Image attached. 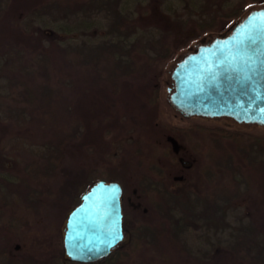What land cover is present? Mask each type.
I'll return each mask as SVG.
<instances>
[{"label": "rangeland", "instance_id": "1", "mask_svg": "<svg viewBox=\"0 0 264 264\" xmlns=\"http://www.w3.org/2000/svg\"><path fill=\"white\" fill-rule=\"evenodd\" d=\"M85 1L0 0V186L10 202H20L24 216L15 231L6 228L13 224L11 210L0 194V264H70L63 242L68 215L99 180L119 182L124 193L125 239L118 246L123 255L109 264H264V141L239 145L214 133L186 130L187 122L165 109L144 110L126 100L112 106L107 89L87 91L81 83L97 72L88 61L91 55L85 57L86 46L104 43L99 34L110 40L109 31L125 32L114 30L124 17L147 11L142 23H153L151 34L140 36L166 42L191 38L198 24L256 5L249 0H103L115 10L110 16L93 13ZM90 16L95 26L75 35L77 48L70 51L69 39L60 41L62 28H75ZM221 23V29L227 25ZM218 34L194 40L178 57ZM177 63L168 65L170 76ZM49 74L52 86L61 80L63 89L52 106L40 101ZM162 87L169 99L173 80ZM23 89L37 102H25ZM191 119L264 133V127L238 126L225 117ZM166 122L177 129L169 132ZM142 142L156 145L161 172L140 155ZM160 174L170 179L161 181ZM180 178L184 181L174 182ZM166 189L179 197L170 199Z\"/></svg>", "mask_w": 264, "mask_h": 264}, {"label": "water", "instance_id": "2", "mask_svg": "<svg viewBox=\"0 0 264 264\" xmlns=\"http://www.w3.org/2000/svg\"><path fill=\"white\" fill-rule=\"evenodd\" d=\"M171 79L169 100L182 115L225 117L264 127V7L250 11L228 34L185 55ZM169 139L177 151L178 143ZM123 199L117 181L99 180L82 194L66 221L63 242L68 260L98 262L124 241Z\"/></svg>", "mask_w": 264, "mask_h": 264}, {"label": "trees", "instance_id": "3", "mask_svg": "<svg viewBox=\"0 0 264 264\" xmlns=\"http://www.w3.org/2000/svg\"><path fill=\"white\" fill-rule=\"evenodd\" d=\"M103 0H87L84 4L89 6L92 9V12H104L107 11V15L110 16L115 11L112 5H107ZM253 5H256V8L264 7V0H249ZM162 5V3H161ZM95 6V7H94ZM111 6V7H110ZM160 7V6H159ZM159 7L155 6L154 9H158ZM252 10V9H251ZM246 10L245 7L241 6L232 14L225 15L222 17H213L210 22H203L197 25L196 35L191 36L188 39H174L172 41L166 42H155L154 40L148 38L144 40L141 33H145L149 30V27L153 26H145L142 23V20L145 18L147 11H140V15L138 17H134L135 15L131 13L130 15H134L131 19L128 17H124L127 20H123V25L116 24L114 26V30L121 31L125 29V32H117L111 33L108 32L107 35L110 36V40H106V35L99 34L102 36L99 37L104 43L102 44H92L90 47L86 46V54L85 57L89 56L88 61L92 62V66L95 67L96 73L92 77H84L81 80V83L85 86L87 91H94L99 89H107L108 92H105L107 101L110 102L112 106H116L117 101L126 100L129 104L132 103V106H138L143 108L144 110H148V106L155 107V109H165L170 113L175 114L178 117H181L183 120L187 122V126L183 127L184 129H192L203 131L207 133H214L219 136L222 140H232L237 144L242 145L243 141L248 139L256 140L258 142L264 141V133H253L248 132L246 130L237 128V127H225L219 125L208 124L206 121L199 120L196 121L191 118L195 117H186L182 115L179 111H177L170 103L169 99L165 98L162 92V84H165L167 81L171 80L170 76V67L175 65L179 60L183 57H178L179 53L186 49L191 45V43L201 37H204L208 34L219 33L220 34H228L232 28V26L236 23V21H240L244 18L250 11ZM152 14V12H151ZM92 16L88 17L82 22H77V26L75 28L66 29V27L62 28V33H60V41L69 39V45L72 47L69 49L70 51L76 49V45L72 43L75 41V35H83L82 31L88 30L92 26H95L92 23ZM123 17V16H122ZM94 19V18H93ZM222 21L226 22V26L221 29ZM82 23V24H81ZM112 30V29H110ZM150 32H152L150 30ZM149 33V32H147ZM151 33H149L150 35ZM146 35V34H144ZM88 36V35H87ZM124 37V40L115 41L114 38ZM74 39V40H73ZM125 41V42H124ZM211 41V40H210ZM208 41V42H210ZM206 42V43H208ZM157 51V54H153V50ZM69 52L65 50L64 55H69ZM156 53V52H155ZM55 56L50 60H54ZM167 65V66H166ZM169 65V66H170ZM103 73H107L104 76ZM52 77L51 74L45 79V86L47 89L45 90L44 97L41 98V102H48L49 106H52L56 102V98H58L62 92V84L61 80L58 81L59 86H52L51 83ZM77 87V84L76 86ZM30 90V89H29ZM28 90L23 89V100L30 105L37 102L33 94H27ZM33 93V92H32ZM99 94V93H98ZM125 97V98H123ZM105 106L102 108V112ZM109 112V110H108ZM201 118V117H197ZM205 119V118H204ZM233 121V120H232ZM1 123V122H0ZM238 126L237 122H235ZM163 127L167 129L169 132L177 129V126L173 122L162 123ZM241 125H249V124H241ZM257 126V125H256ZM260 127V126H259ZM140 155L154 168L155 171H159V164L161 163L160 156H158V149L154 143H141ZM166 156L170 157V154H173L172 151L168 149L164 153ZM264 165V161L262 162ZM34 178V176H33ZM161 181H166L170 179V176H164L160 174ZM9 180V179H7ZM7 180H3L6 182ZM184 181V179H183ZM181 180H174L175 183L183 182ZM8 182V181H7ZM3 186H0V194H3L5 197L6 203L5 207L11 210V218L13 224H7L6 228L10 230H16L18 224L23 222V213L21 211L20 202L11 201L4 193ZM151 192H154L155 189H150ZM165 194L170 199H177L179 194L171 193L169 190H165ZM5 195V196H4ZM124 212V210H123ZM125 226V224H124ZM137 244V240L135 237H132L131 242L129 243L130 248H134ZM123 250L119 249V247L115 248L112 253L95 263L90 264H109L110 261H113L116 256H122ZM13 261V259H11ZM70 264H81L74 263L69 260Z\"/></svg>", "mask_w": 264, "mask_h": 264}, {"label": "flooded vegetation", "instance_id": "4", "mask_svg": "<svg viewBox=\"0 0 264 264\" xmlns=\"http://www.w3.org/2000/svg\"><path fill=\"white\" fill-rule=\"evenodd\" d=\"M229 119V118H228ZM232 120V119H231ZM234 121V120H233ZM235 122V121H234ZM171 138V137H170ZM170 140V139H169ZM172 144H173V142H172ZM176 147L174 146V149H175ZM178 148H179V145H178ZM176 151V150H175ZM176 152H179V149L176 151ZM181 160V165H183V166H186V167H190V165H185V163H184V161L182 160V159H180ZM179 180H181V181H183V178H180ZM124 200V199H123ZM122 206H123V202H122ZM225 216H226V218H227V215L225 214ZM224 216V217H225ZM124 230H125V228H124ZM257 264H259V263H257Z\"/></svg>", "mask_w": 264, "mask_h": 264}]
</instances>
